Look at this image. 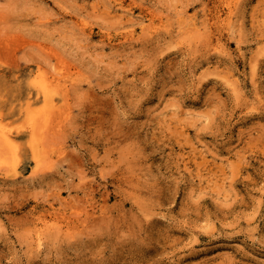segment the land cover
Wrapping results in <instances>:
<instances>
[{"label":"rangeland","instance_id":"1","mask_svg":"<svg viewBox=\"0 0 264 264\" xmlns=\"http://www.w3.org/2000/svg\"><path fill=\"white\" fill-rule=\"evenodd\" d=\"M0 130V264H264V0H0Z\"/></svg>","mask_w":264,"mask_h":264},{"label":"bare ground","instance_id":"2","mask_svg":"<svg viewBox=\"0 0 264 264\" xmlns=\"http://www.w3.org/2000/svg\"><path fill=\"white\" fill-rule=\"evenodd\" d=\"M38 85H39V87H38L39 88V91H37V95L38 94H42L44 97H47V95L49 94V91H50L49 89H51V86L49 88V86L47 85V83L45 84V83H42V82H39ZM40 117L41 116H37L34 113H31V114L28 115V120H29L30 125H31L30 127L32 128V130L30 128L31 133H32L31 135L33 136L32 137L30 135L31 136L30 138H32V140L34 138L33 142L38 137L37 130H39L38 129V125L40 124L39 122H41L43 120ZM0 144H3V146L7 149L6 152L1 151V149H0V165L2 166V169L5 168L6 172L8 170V171L11 172L12 175H15L17 173V168L19 166V161H20L19 158H18V147H17V144L10 137V135L8 133H6L5 131H3V130H0ZM36 154H38V153L36 152ZM33 157H35V156H33ZM40 165H41V163H40ZM39 166H37V167H39ZM36 169H38V168H36ZM40 235H41V233H40Z\"/></svg>","mask_w":264,"mask_h":264}]
</instances>
